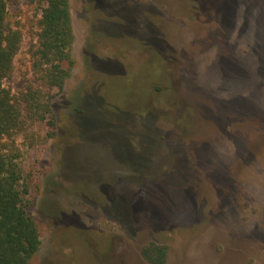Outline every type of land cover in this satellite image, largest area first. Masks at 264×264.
I'll return each mask as SVG.
<instances>
[{"label": "rangeland", "instance_id": "rangeland-1", "mask_svg": "<svg viewBox=\"0 0 264 264\" xmlns=\"http://www.w3.org/2000/svg\"><path fill=\"white\" fill-rule=\"evenodd\" d=\"M69 1L59 90L31 69L43 4L7 0L31 264H150L151 243L165 264H264V0ZM30 87L56 126L30 115Z\"/></svg>", "mask_w": 264, "mask_h": 264}, {"label": "trees", "instance_id": "trees-1", "mask_svg": "<svg viewBox=\"0 0 264 264\" xmlns=\"http://www.w3.org/2000/svg\"><path fill=\"white\" fill-rule=\"evenodd\" d=\"M34 1L43 6L37 42L30 49L31 69L40 83L62 90L74 66L70 1ZM22 41L21 30L9 19L7 0H0V264H31L42 243L38 225L24 205L28 190L17 162L20 153L14 136L22 127V106L5 86L15 71ZM156 85L151 88L159 92ZM23 102L34 119L49 120L50 126H56L55 116H48L51 100L40 90L30 87ZM142 255L150 264H165L167 249L151 243Z\"/></svg>", "mask_w": 264, "mask_h": 264}]
</instances>
